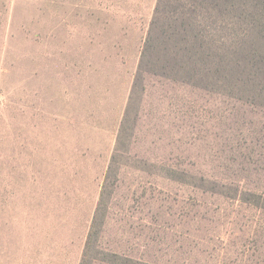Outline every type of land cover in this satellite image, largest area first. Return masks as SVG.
<instances>
[{"label":"rangeland","instance_id":"obj_1","mask_svg":"<svg viewBox=\"0 0 264 264\" xmlns=\"http://www.w3.org/2000/svg\"><path fill=\"white\" fill-rule=\"evenodd\" d=\"M157 1L0 0V264L81 263ZM145 86L101 251L264 264V210L243 200L264 194V109Z\"/></svg>","mask_w":264,"mask_h":264},{"label":"trees","instance_id":"obj_2","mask_svg":"<svg viewBox=\"0 0 264 264\" xmlns=\"http://www.w3.org/2000/svg\"><path fill=\"white\" fill-rule=\"evenodd\" d=\"M148 75L264 109V0L157 1L80 264H148L99 247L131 104L145 91ZM243 200L264 210L262 193L247 192Z\"/></svg>","mask_w":264,"mask_h":264}]
</instances>
